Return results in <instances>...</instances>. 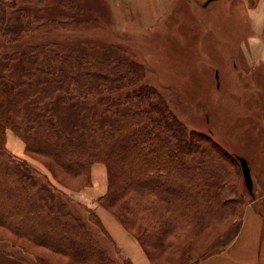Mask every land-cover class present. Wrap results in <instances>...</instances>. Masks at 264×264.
<instances>
[{"label":"trees","instance_id":"trees-1","mask_svg":"<svg viewBox=\"0 0 264 264\" xmlns=\"http://www.w3.org/2000/svg\"><path fill=\"white\" fill-rule=\"evenodd\" d=\"M68 1L61 0L74 9ZM61 19L48 25H68ZM41 20L20 0H0V36L8 44L43 27L34 26ZM0 58V225L78 264H117L87 223L67 204L61 208L52 181L6 148L8 128L29 153L49 158L73 178L105 163L111 189L100 201L155 251L186 250L238 208V160L211 136L188 129L166 96L142 82L143 63L98 57L90 49L68 51L59 43L28 44ZM14 70L18 80L10 75ZM53 103L74 105L78 121L65 128ZM172 235L180 241H169Z\"/></svg>","mask_w":264,"mask_h":264},{"label":"rangeland","instance_id":"rangeland-1","mask_svg":"<svg viewBox=\"0 0 264 264\" xmlns=\"http://www.w3.org/2000/svg\"><path fill=\"white\" fill-rule=\"evenodd\" d=\"M39 1L20 0V5L42 18L34 26H44L24 33L18 44H8L0 36V54L23 52L28 44L59 43L68 51L81 53L90 49L98 57H130L143 63L146 76L142 82L155 86L166 96L170 109L188 129L211 136L238 160L234 194L240 203L233 215L211 226L188 245L189 249L158 252L100 201L111 189V175L105 163L94 164L102 163L106 169H92L90 176L73 178L49 158L29 153L24 140L11 128L6 132V148L13 154L12 148L24 150L28 158H21L42 171L58 188L61 208L65 203L81 217L117 264H136L130 258H135V251L119 245L110 233L102 219L106 212L140 248L146 264H196L219 251L222 242H234L244 221L247 224V209L255 207L264 214V0H175L170 10L149 28L141 26L142 12L126 2L116 5L119 10L113 11L112 4L120 0H69L75 6L72 10L61 0H43L42 5ZM150 11L151 8L146 9ZM62 16L70 24L48 25L49 20H62ZM3 60L0 58V73ZM15 72L10 75L18 80ZM88 102L96 100L90 98ZM60 105L52 104L64 127H72L78 121V116L73 115L75 106ZM239 156L249 162L254 195L245 185ZM88 179L89 183L85 182ZM90 209L99 216L107 233L96 223ZM169 241L180 240L172 235ZM76 263L0 225V264Z\"/></svg>","mask_w":264,"mask_h":264},{"label":"crops","instance_id":"crops-1","mask_svg":"<svg viewBox=\"0 0 264 264\" xmlns=\"http://www.w3.org/2000/svg\"><path fill=\"white\" fill-rule=\"evenodd\" d=\"M174 1L175 0H120L119 2L113 3L112 7L113 11H118L119 8H117L116 5L124 2L128 3L130 6H134L139 12H142L139 19L142 20L144 25L141 26L149 28L151 24L159 20L170 10ZM150 8L151 11L146 12V9L150 10ZM129 19L132 21L135 20L132 17H129ZM120 24L126 26L125 23ZM121 27L127 28V30L130 29L124 26ZM12 151L17 156L28 158L22 149L17 151L12 148ZM92 169L95 172V170H103L106 169V167L104 164L98 163L94 164ZM247 215L249 218H247V224L244 221L240 229L241 232L234 236L236 237L234 242H222L219 246V251L202 258L196 264H264V239L262 238L264 214L254 207L252 210H246L245 216ZM249 216L252 218L251 221ZM102 219L110 233L115 236L119 245H122L124 248L126 246L127 249L128 246H130L135 251L133 252L135 258H133L130 257V251L128 250L129 257L133 259L136 264H146L147 259L141 254L140 248L129 236L123 233L122 229L116 225L107 212L102 214Z\"/></svg>","mask_w":264,"mask_h":264},{"label":"water","instance_id":"water-1","mask_svg":"<svg viewBox=\"0 0 264 264\" xmlns=\"http://www.w3.org/2000/svg\"><path fill=\"white\" fill-rule=\"evenodd\" d=\"M238 159L240 161L241 168H242V171H243L245 185H246L247 189L249 190V192L252 195H254V181H253L252 172H251V168H250L249 162L243 156H239Z\"/></svg>","mask_w":264,"mask_h":264}]
</instances>
